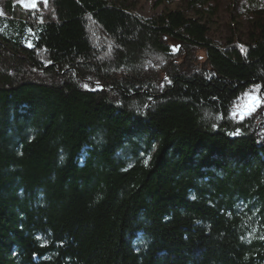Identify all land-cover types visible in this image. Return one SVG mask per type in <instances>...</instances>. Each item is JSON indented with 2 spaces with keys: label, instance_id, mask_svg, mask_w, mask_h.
<instances>
[{
  "label": "trees",
  "instance_id": "obj_1",
  "mask_svg": "<svg viewBox=\"0 0 264 264\" xmlns=\"http://www.w3.org/2000/svg\"><path fill=\"white\" fill-rule=\"evenodd\" d=\"M252 8L248 42L219 48L182 11L9 6L0 264H264V0Z\"/></svg>",
  "mask_w": 264,
  "mask_h": 264
},
{
  "label": "rangeland",
  "instance_id": "obj_2",
  "mask_svg": "<svg viewBox=\"0 0 264 264\" xmlns=\"http://www.w3.org/2000/svg\"><path fill=\"white\" fill-rule=\"evenodd\" d=\"M111 5H121L140 18L182 11L189 19H194L207 28V38L219 48L229 43L243 45L248 42L251 32L250 22L255 0H208L202 7H190L187 0H106ZM258 1V0H256ZM54 0H38L35 7L21 0H0V16L7 17L9 6L14 7L18 17L29 11H36L43 20L50 18Z\"/></svg>",
  "mask_w": 264,
  "mask_h": 264
},
{
  "label": "snow or ice",
  "instance_id": "obj_3",
  "mask_svg": "<svg viewBox=\"0 0 264 264\" xmlns=\"http://www.w3.org/2000/svg\"><path fill=\"white\" fill-rule=\"evenodd\" d=\"M38 0H21L22 4H28L31 3L33 7L36 6ZM44 2L46 3V0H44ZM258 106V105H257ZM254 110V109H253ZM250 114V113H249Z\"/></svg>",
  "mask_w": 264,
  "mask_h": 264
}]
</instances>
